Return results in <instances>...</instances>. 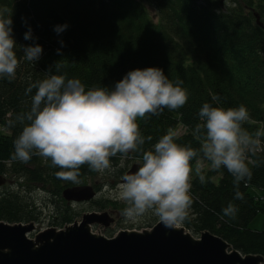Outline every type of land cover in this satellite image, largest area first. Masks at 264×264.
<instances>
[{
	"label": "trees",
	"instance_id": "obj_1",
	"mask_svg": "<svg viewBox=\"0 0 264 264\" xmlns=\"http://www.w3.org/2000/svg\"><path fill=\"white\" fill-rule=\"evenodd\" d=\"M234 1L225 8L221 0H0V19L13 22L19 61L14 79L0 78V128L6 131L0 132V176L15 177L14 185L0 192V220L40 222L48 207L50 225L61 228L81 215L78 205L100 210L110 201L63 199L64 188L85 184L98 173L87 165L80 168L79 183H73L58 178L60 169L39 155L27 162L14 158L13 141L23 127L17 117L30 109L35 92L27 89L50 69L55 71L57 61L64 65L59 74L79 79L86 90L112 87L128 71L146 67L161 68L173 82L183 81L186 104L137 120L144 143L124 159L119 153L110 157L112 170L102 174L112 180L121 179L131 159L141 158L143 151L180 125L187 130L176 142L199 150L202 133L195 129L204 103L224 108L243 104L251 117L243 127L253 134L264 130V26L251 12L264 7V0ZM57 25L67 27L57 32ZM29 28L32 38L25 39ZM30 44L43 49L36 62L24 58L23 47ZM212 95L220 97L218 105ZM258 140L254 151L247 153L251 177L238 185L242 198H236L234 177L226 168H210L203 172L205 183L198 176L191 180L192 204L182 224L196 236L207 230L245 255L264 256V231L250 228L263 209L251 191L264 195V136ZM196 162L194 158L191 165ZM229 203L238 209L235 217L223 215ZM144 221L142 226L151 227L158 218L147 214Z\"/></svg>",
	"mask_w": 264,
	"mask_h": 264
},
{
	"label": "clouds",
	"instance_id": "obj_2",
	"mask_svg": "<svg viewBox=\"0 0 264 264\" xmlns=\"http://www.w3.org/2000/svg\"><path fill=\"white\" fill-rule=\"evenodd\" d=\"M12 23L11 18L0 19V78L9 80L16 77L19 66ZM66 27L57 25L55 30L60 32ZM24 38H32L30 28ZM42 51L39 44L23 47L28 61L36 62ZM52 67L55 71L50 69L45 78L27 89V93L33 89L35 92L30 109L17 117L23 127L13 141L14 158L27 162L33 154L39 155L60 169L58 178L73 183H79L82 166L102 173L112 170L110 157L138 150L144 143L138 118L158 114L165 108L179 109L188 100V92L181 86L183 81L173 82L158 67L136 68L112 87L93 86L87 90L79 79L59 74L64 67L59 61ZM211 98L219 104V96ZM198 115L201 123L195 132L202 133L199 150L178 144L175 133L169 130L152 149L142 152L137 170L122 177L114 199L124 203L121 215L126 220L135 222L151 214L166 227H180L192 204L190 177L194 158L199 181L206 182L200 154L210 162L212 170L227 169L234 177L236 198H242L238 185L251 177L247 153L254 151L264 130L253 134L243 127L251 119L243 104L224 108L204 103ZM237 211L232 203L222 209L223 215L229 217H235Z\"/></svg>",
	"mask_w": 264,
	"mask_h": 264
},
{
	"label": "water",
	"instance_id": "obj_3",
	"mask_svg": "<svg viewBox=\"0 0 264 264\" xmlns=\"http://www.w3.org/2000/svg\"><path fill=\"white\" fill-rule=\"evenodd\" d=\"M257 23L264 26L258 16ZM137 168L132 164L123 176ZM4 183L0 176V186ZM61 194L67 202L82 203L94 199L96 191L82 184L66 187ZM10 224L0 220V264H230L240 259L235 252L244 257L242 264H258L257 255L243 254L210 231L199 237L185 226L166 227L159 220L144 230L121 229L111 237L92 234L85 222L75 223L43 234L40 245L26 236L31 224Z\"/></svg>",
	"mask_w": 264,
	"mask_h": 264
},
{
	"label": "rangeland",
	"instance_id": "obj_4",
	"mask_svg": "<svg viewBox=\"0 0 264 264\" xmlns=\"http://www.w3.org/2000/svg\"><path fill=\"white\" fill-rule=\"evenodd\" d=\"M235 4L234 0H221V5H223L225 8L231 7ZM261 9L264 10V7L258 8L257 10H252V14L255 15V18L257 20V16L264 24V12H261ZM152 13V12H151ZM140 119V118H138ZM186 127L183 125H180L177 130L174 131L176 137L180 136L186 131ZM0 132L6 133L3 129L0 128ZM124 159V156L122 158ZM141 158H135L131 159L129 161V165L127 169L131 167L132 164H138V161H140ZM200 165L202 168V172L207 171L210 169V162L202 161L200 160ZM192 167V173L190 177L191 180L198 176L196 173V167L197 162L195 164L191 165ZM126 169V170H127ZM6 182L0 186V192H4L10 189L14 185V179L15 177H10L5 175ZM120 179H110L107 177H104L101 172H98L90 177H88L85 181V184H92L96 186V197L94 199L102 198L106 199L108 198L110 201L107 203L106 207L100 210L91 209L89 204L85 205H78L77 210L81 211V215L77 217L72 223L66 224L61 228L55 227L53 225H50L49 221V215L51 214L52 210L51 208L44 209L43 211V218H41L40 222H29V223H22V225L28 226L31 224V229L26 232V236L31 239L36 245H40L44 243L41 239L42 235L55 230V232H59L60 230L66 229L68 226H71L75 223L81 224L85 222V225L87 226L88 230L94 234V235H100L108 237L109 232L113 233L114 236L119 230L121 229H127V230H137L141 231L148 227L142 226L144 221V216L139 218L137 221L132 222L126 220L122 215V210L125 207L123 202H120L116 199H114V194L117 190V185L120 184ZM254 196H256V202L261 205L263 208L261 211L258 212V214L253 218V220L250 222V228L255 230H261L264 231V195L261 191L257 189L251 190ZM42 190L37 191V193L43 194ZM40 197V196H39ZM9 224V223H8ZM13 224V223H11ZM10 224V225H11ZM181 226H184L181 224ZM189 232L192 233V231L188 228H186ZM200 237V236H199ZM240 254V253H239ZM256 262L258 264H264V256L257 255ZM244 258V257H243Z\"/></svg>",
	"mask_w": 264,
	"mask_h": 264
},
{
	"label": "bare ground",
	"instance_id": "obj_5",
	"mask_svg": "<svg viewBox=\"0 0 264 264\" xmlns=\"http://www.w3.org/2000/svg\"><path fill=\"white\" fill-rule=\"evenodd\" d=\"M170 235H171V234H170ZM235 253L239 255V258H240V259H232V260L230 261V264H242L243 256L240 255L238 252H235Z\"/></svg>",
	"mask_w": 264,
	"mask_h": 264
},
{
	"label": "flooded vegetation",
	"instance_id": "obj_6",
	"mask_svg": "<svg viewBox=\"0 0 264 264\" xmlns=\"http://www.w3.org/2000/svg\"><path fill=\"white\" fill-rule=\"evenodd\" d=\"M95 185V184H94ZM93 185V187H94V190L96 191V187ZM96 193H97V191H96Z\"/></svg>",
	"mask_w": 264,
	"mask_h": 264
}]
</instances>
